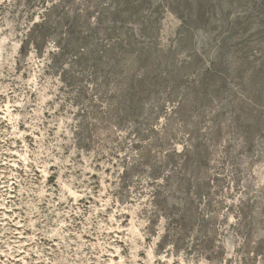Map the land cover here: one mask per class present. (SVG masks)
I'll return each mask as SVG.
<instances>
[{
    "label": "rangeland",
    "instance_id": "rangeland-1",
    "mask_svg": "<svg viewBox=\"0 0 264 264\" xmlns=\"http://www.w3.org/2000/svg\"><path fill=\"white\" fill-rule=\"evenodd\" d=\"M0 264H264V0H0Z\"/></svg>",
    "mask_w": 264,
    "mask_h": 264
}]
</instances>
